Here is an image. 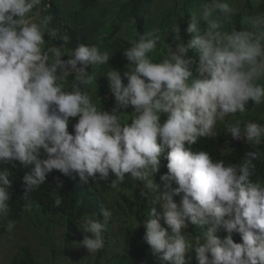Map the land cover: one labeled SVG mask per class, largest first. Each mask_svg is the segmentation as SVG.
Here are the masks:
<instances>
[{
	"label": "clouds",
	"instance_id": "clouds-1",
	"mask_svg": "<svg viewBox=\"0 0 264 264\" xmlns=\"http://www.w3.org/2000/svg\"><path fill=\"white\" fill-rule=\"evenodd\" d=\"M251 3L258 7L264 0ZM41 4L0 0V224L11 210L9 165L17 161L31 169L23 177L25 200L54 169L75 174L84 184L114 174L111 188L127 173L151 193L145 220L134 227L143 224L141 241L162 264H188L193 248L198 264H264V179H254L255 161L264 157V124H225L226 133L253 149L238 163L191 147L202 137H216L217 124L244 114L250 101L264 104V12L245 13L238 30L230 26L239 14L235 0H201L186 29L194 34L190 40L183 39L178 23L167 32L174 34L172 44H164L159 27L138 34L124 50L131 67L124 73L127 84L111 67L103 75L116 101L108 111L88 88L95 91L98 70L112 55L96 44L65 47L69 36L54 26L52 15H30ZM45 34L49 41L63 40V47H46ZM158 45L166 49L159 59ZM190 50L198 61L188 56ZM89 65L95 71L89 72ZM129 106L131 117L121 110ZM73 118H78L74 133L68 130ZM162 158L168 169L160 177L163 188L154 179ZM181 193L178 205L174 196ZM61 203L55 195V206ZM102 213L113 216L108 207ZM94 215L78 225L91 233L79 242L91 254L105 246L106 224ZM188 222L208 226L203 240L182 231ZM5 227L11 232L15 222L9 219ZM218 230L226 235H217ZM234 232L242 243L234 241Z\"/></svg>",
	"mask_w": 264,
	"mask_h": 264
},
{
	"label": "trees",
	"instance_id": "trees-1",
	"mask_svg": "<svg viewBox=\"0 0 264 264\" xmlns=\"http://www.w3.org/2000/svg\"><path fill=\"white\" fill-rule=\"evenodd\" d=\"M201 3V0H42L39 9L34 11H44L43 16L52 15L54 26L69 36V42L64 45L63 40L57 39L49 41L45 34L46 47L63 45L69 49L78 47L81 43L96 44L101 50H107L112 55L108 65L100 66L98 77L94 85L95 91L88 88L92 93L98 106H103L106 110L116 105L115 97L109 89V82L106 74L110 67L121 73L123 83L127 84L125 72H130V61L124 55V50L130 47L129 41L137 39L138 34H142L153 27L160 28V36L165 45L173 43L174 34L168 30L171 25L178 23L180 34L185 41L193 38L194 34L187 33L186 29L191 20L192 10ZM235 6L239 9V14L233 18V24L240 30L243 26L239 24L241 17L247 13L254 15L257 12H264V3L258 7L251 3V0H235ZM39 12V13H40ZM32 15V14H31ZM205 22H202L204 24ZM166 49L158 45L156 57L160 58L161 53ZM189 57L198 61V56L193 50L188 53ZM162 59V57H161ZM195 68V65H193ZM89 72L95 71L93 65H89ZM72 79L69 80V83ZM264 82V81H262ZM102 98V99H101ZM247 111L244 114L237 113L228 116L224 122L217 124L218 135L213 138H200L193 151L206 150L211 153L214 159L225 162L238 163L247 151L253 150L245 140H236L231 134L225 132V124L240 121H259L264 124V104L256 106L249 102ZM129 114L134 112V108L129 106L121 109ZM77 118L69 122L68 130L74 133V125ZM166 116H161V121ZM128 123H131V118ZM261 151H264L262 146ZM41 158H46L42 154ZM255 178L264 179V157L255 161ZM13 172V183L11 192V210L9 217L0 224V244L1 234H5L7 221L10 219L15 223L25 218L26 222L33 230L41 231L40 238L47 237L51 241L49 253L51 258L58 259L71 258L74 264H162L151 252L150 246L144 238L145 228L143 224L134 227L135 224L143 221L146 217L147 209L150 205L141 195L140 181H127L118 187V201L110 200L116 194L110 187L104 193L100 187V181L90 180L84 184L75 174L65 175L59 170H53L47 175L45 182L38 190L29 194L24 199L25 185L24 175L31 169L23 166L18 161L15 166L9 165ZM112 174L111 176H113ZM57 184H62L58 190ZM55 195H60L62 203L55 206ZM29 206V207H26ZM108 207L117 209L113 212L111 219L103 216L102 208ZM87 214H95L94 218L106 224L104 233L105 246L99 252H82L72 254L79 246L85 235L91 233L84 232L78 225L82 223ZM121 216L115 221L116 216ZM133 217V220H128ZM64 226L61 238V245L57 244V239L49 235L50 231L56 233L57 225ZM196 226V225H195ZM208 226H196L195 236L205 233ZM136 232V233H134ZM217 235L223 237L226 233L218 230ZM233 239L237 243H242V235L239 232L233 233ZM55 243V244H54ZM188 264H198L196 250L193 249L187 254ZM135 258L133 261L132 259ZM41 257L36 255L35 250L30 245L23 244L10 259L9 264H41Z\"/></svg>",
	"mask_w": 264,
	"mask_h": 264
},
{
	"label": "rangeland",
	"instance_id": "rangeland-1",
	"mask_svg": "<svg viewBox=\"0 0 264 264\" xmlns=\"http://www.w3.org/2000/svg\"><path fill=\"white\" fill-rule=\"evenodd\" d=\"M39 12L40 11H34L32 13V15L36 19L42 18L44 11L42 10L40 13ZM68 58L69 57L67 56V54L62 56V59H64V60H67ZM70 79H72V80L74 79V74L69 77V80ZM167 172H168L167 160L162 158L160 169L154 176L155 182L161 184L162 188H163L164 182L161 181L160 177H161V175H163ZM115 179H116V177H115ZM112 180H113L112 176L109 177V179L107 181L102 180V185L104 186L103 187L104 191H105V189L107 190L110 187V183ZM130 180H132L130 174L126 173L125 179L123 182H121L120 186H122L125 182L130 181ZM118 187L117 188H111L110 187L111 191L116 194L110 200H112V201H118L119 200ZM172 187L175 188V187H178V185H176L175 182H173ZM140 190H141V192L143 191V192L148 193V195L143 196V198H145L146 202L149 204V196L151 195L150 191L145 189L144 187H143V189H140ZM182 195L183 194L181 193L180 195L174 196V200L177 202L178 205L181 202ZM150 207H151V205H150ZM150 207L146 211H148L150 209ZM111 210L118 213L117 209H114L113 207ZM120 217H121L120 215L116 216L115 221H118ZM133 219L134 218L131 217L128 220H133ZM161 222L163 224V221H161ZM54 228L56 229V231H55L56 233L51 234L52 231H50L49 235L53 236L52 238L57 239V244L61 245V238H62V234L64 232V226L61 224V225H57ZM187 228L183 229L182 231H184L188 234H191L193 237H195L194 230L197 229L196 226L191 224L190 222H188ZM40 233H41V231H39V230H37V231L33 230V228H31L30 225L26 222L25 218H22L18 222H16L15 227L12 229L11 232L6 230L5 234H1L2 238H1V244H0V264H9L11 257L14 256V254L18 251V249L21 247V245L27 244V243L30 245L32 250L33 249L35 250L36 255L41 257V260H42L41 264H74L73 260L71 258L58 259V260L54 261L51 258V254L49 253V247H48V245H50L51 241H47V237L40 238L41 237V236H39ZM134 233H136V232H134ZM203 236H204V233H202L200 235L201 240H203ZM80 246L83 249L87 250V248L84 247L83 245H80ZM193 249H195V248H193ZM85 250H82V251L76 250L72 254L82 253ZM88 253H90V252L88 251ZM94 254L95 253H93L91 255H94ZM132 260L134 261L135 258H133Z\"/></svg>",
	"mask_w": 264,
	"mask_h": 264
},
{
	"label": "bare ground",
	"instance_id": "bare-ground-1",
	"mask_svg": "<svg viewBox=\"0 0 264 264\" xmlns=\"http://www.w3.org/2000/svg\"><path fill=\"white\" fill-rule=\"evenodd\" d=\"M99 107H103V106H99ZM78 119V118H77ZM77 119L75 120L76 122H77ZM111 176V175H110ZM109 176V177H110ZM100 187L103 189V185H102V180H100ZM104 191V190H103ZM106 192V189H105V191H104V193ZM75 250H78V251H82V250H85V249H83L80 245L75 249ZM85 252H87L88 253V251L87 250H85Z\"/></svg>",
	"mask_w": 264,
	"mask_h": 264
}]
</instances>
